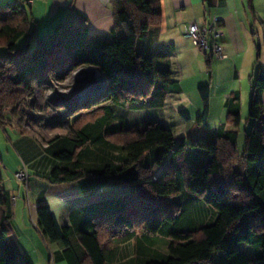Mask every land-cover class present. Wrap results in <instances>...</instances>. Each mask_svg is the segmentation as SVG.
<instances>
[{"label":"trees","instance_id":"obj_1","mask_svg":"<svg viewBox=\"0 0 264 264\" xmlns=\"http://www.w3.org/2000/svg\"><path fill=\"white\" fill-rule=\"evenodd\" d=\"M29 1L0 6V47L6 49L0 56V125L15 126L47 146L59 162L46 178L54 185L100 176L130 188L126 195L92 207L99 215L81 229L80 240L74 239L71 227L59 225L48 207H39L37 229L45 242L62 243L69 264H108L115 258L112 251L105 253L108 242L126 233L157 235L184 219L188 209L181 191L186 175L189 192L214 209L216 219L191 231L168 233V255L147 264H264V104L251 102L253 126L243 152L238 149L240 111L229 113L213 143H187L160 122L125 129L123 123H113L114 107L161 106L173 84L171 73L157 72L153 59L140 51L151 29L163 23L162 0H115V30L120 33L113 37L89 35L83 19L58 24L34 48L37 24ZM253 1L247 0L251 10ZM206 3L214 7V0ZM23 38L25 45L18 47ZM83 67L95 68L107 85L81 102L46 96L53 83L65 82ZM210 88L199 90L205 103L199 124L207 120ZM263 91L264 71H259L254 93ZM187 147L205 151L210 162L197 168L177 165ZM107 148L119 150L123 159L107 160ZM166 158L169 165L154 179V167ZM2 166L0 152V264H32L9 243L10 199ZM241 244L252 247L257 257L249 259ZM78 248L85 252L81 257Z\"/></svg>","mask_w":264,"mask_h":264},{"label":"crops","instance_id":"obj_2","mask_svg":"<svg viewBox=\"0 0 264 264\" xmlns=\"http://www.w3.org/2000/svg\"><path fill=\"white\" fill-rule=\"evenodd\" d=\"M14 1L0 0V6ZM114 2L115 0H32L30 7L37 24V35L47 34L60 23L86 19L89 35L110 38L115 31L120 33L115 30ZM162 7L163 23L151 29L148 39L140 45V51L153 59L157 72L171 73L173 84L169 86L161 106L114 107L113 123H123L125 129L137 130L147 124L160 122L171 129L177 138H185L187 143L198 139L213 143L221 133L229 113L240 111L242 124L246 120V126L241 124L239 128L238 149L243 152L246 137L253 126V121L250 120L251 102L258 99L264 104V91L254 93L255 78L259 71H264V0H254L252 10L249 9L247 0H214L212 8L208 7L206 0H162ZM214 17L221 18V40L227 58L209 62L207 58L198 56L190 40L184 37L183 31L194 20L201 27H206ZM187 71L190 72L188 83L185 80ZM206 85L211 87L207 120L201 124L197 120L194 123L205 109L199 90ZM194 88L197 95L191 97L188 93H194ZM191 110L194 115L189 113ZM123 111L125 114L120 116L119 112ZM216 118L218 122L211 124L210 120ZM132 120L136 122L133 125ZM195 125L199 128L202 126L206 136L188 137L189 130ZM228 129L226 126L225 130ZM0 152L3 159V185L10 199L9 243L20 254L27 256L32 264H69L65 255L66 248L62 243L52 244L53 262H50L48 252L42 250L46 242L37 229L39 207H48L59 225L71 227L75 233L74 239L80 240L81 229L85 228L86 223L90 226L93 216L99 215L98 212L92 213L93 206L130 192L126 184L100 176L86 177L70 184L50 183L46 178L59 162L48 153L46 145L15 126L3 128L0 125ZM96 156L97 154L93 158ZM105 156L107 160L113 161L124 157L119 150L113 148H107ZM210 160L211 157L205 151L187 147L178 157L177 165L197 168L207 165ZM168 165L169 158H166L155 166L154 179L157 180ZM23 169L30 173L28 186L16 179V174ZM182 177L181 192L187 200L184 208L188 209L195 225H209L207 220L214 221L217 213L189 192L187 176ZM177 181H180L179 177ZM104 250L107 255L111 251L115 253L114 260L108 264H147L151 260L167 256L160 250L158 240L140 233H126L108 242ZM84 253L78 248L79 257Z\"/></svg>","mask_w":264,"mask_h":264},{"label":"rangeland","instance_id":"obj_3","mask_svg":"<svg viewBox=\"0 0 264 264\" xmlns=\"http://www.w3.org/2000/svg\"><path fill=\"white\" fill-rule=\"evenodd\" d=\"M44 35H46V34L40 33L37 36V38H35L32 41L33 48L36 46L38 40L41 39ZM24 45H25V39L23 38L22 40L19 41L18 47H23ZM193 47L195 48L199 57H201L203 59L206 58L205 56L201 55L198 52V50L196 49L195 46H193ZM5 52H6V49L4 47H0V56L4 55ZM189 74H190V72H188V71L185 72V75H186L185 80L187 83L189 82ZM104 81H105V77L103 75H101L95 68L83 67V68H80V69L76 70L75 72H73L72 75L65 82L60 83V84L53 83L52 89L47 92L46 96L48 98H53V99H57V100L59 99V100H63V101L74 98V100L81 102L80 100L84 101L87 98L92 97L95 93H97L98 90L104 86V85H101V83ZM94 90L96 91L94 94L90 93V92H93ZM195 94L197 95L196 88H194V93L191 91L188 93V95H190L191 97L195 96ZM196 97H194V99H196ZM199 106H201V105L199 104ZM174 107L177 109L176 105H174ZM170 110H172V109H170ZM189 113L194 115L193 110L189 111ZM124 114H125V111L119 112L120 116H123ZM71 120H72V118H71ZM196 120H197V118L193 122L195 123ZM214 122H218V118H216L215 120H213V119L210 120L211 124ZM135 123L136 122L134 120H132V125ZM224 125H226V121H225ZM242 125L244 127L246 126V120L243 121ZM189 131L190 132L187 134V135H189L188 137H195L196 135L206 136V131H204L202 126L200 128H199V126L192 127ZM210 210L213 212H216L212 208H210ZM212 221H210L209 219L207 220V222L209 224L213 223L215 220L213 222ZM197 225H198L197 223L195 225V223L192 221V216L189 214H186L184 219L179 221L178 224L171 222L168 225H166L164 227V229L159 234L152 235L151 237L154 238L155 240L159 241L160 250L162 252H165L168 255L169 244H170V237L168 236V233H170L172 231H191V230L196 229L198 227H202V226H197ZM239 248L249 259H255L257 257V255L254 252L252 247H250L246 244H241L239 246ZM40 249H42V248H40ZM42 250H44V252L45 251L48 252V255H50L49 260L51 262L52 258H53V254H54V249H53L52 245L49 246L45 243V248ZM38 251L40 252V250H38ZM220 256L224 258L223 254H220Z\"/></svg>","mask_w":264,"mask_h":264},{"label":"built area","instance_id":"obj_4","mask_svg":"<svg viewBox=\"0 0 264 264\" xmlns=\"http://www.w3.org/2000/svg\"><path fill=\"white\" fill-rule=\"evenodd\" d=\"M32 0L29 1V4ZM221 18L214 17L212 22L206 26L201 27L195 20L190 22L183 35L186 39L190 40L193 46L196 47L198 52L205 56L208 60L213 59H225L227 56L224 53V48L222 45L223 29H222ZM104 85V82L101 83ZM96 91L90 92L94 94ZM89 97V96H88ZM83 101V100H80ZM16 179L25 186L29 185L30 173L27 169L16 174Z\"/></svg>","mask_w":264,"mask_h":264},{"label":"water","instance_id":"obj_5","mask_svg":"<svg viewBox=\"0 0 264 264\" xmlns=\"http://www.w3.org/2000/svg\"><path fill=\"white\" fill-rule=\"evenodd\" d=\"M107 85V80L105 79V81H104V86H106Z\"/></svg>","mask_w":264,"mask_h":264}]
</instances>
